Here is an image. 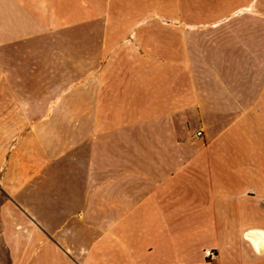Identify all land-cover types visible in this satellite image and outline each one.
Returning a JSON list of instances; mask_svg holds the SVG:
<instances>
[{
	"label": "crops",
	"instance_id": "0c3cea01",
	"mask_svg": "<svg viewBox=\"0 0 264 264\" xmlns=\"http://www.w3.org/2000/svg\"><path fill=\"white\" fill-rule=\"evenodd\" d=\"M217 3L0 0L9 264H264V0ZM98 31L100 69L59 85L42 40Z\"/></svg>",
	"mask_w": 264,
	"mask_h": 264
},
{
	"label": "rangeland",
	"instance_id": "374dc122",
	"mask_svg": "<svg viewBox=\"0 0 264 264\" xmlns=\"http://www.w3.org/2000/svg\"><path fill=\"white\" fill-rule=\"evenodd\" d=\"M179 9L180 1L184 5V0H176ZM165 1L164 3H166ZM214 3V4H213ZM192 15L176 17L161 16L154 17V19L149 18L147 23H171V24H203V23H214L220 16L210 15V7L217 8V0H191ZM183 11V9L181 10ZM259 18H264L260 17ZM78 38H75L74 42L67 33H62L54 38L46 36L42 41L45 45L39 50L44 53L45 58L48 59V64L44 65L48 68L50 73L58 72L63 73L65 78H59L56 82L58 84H64L67 86L72 82H76L75 78L77 75H84L90 70L100 69L101 63L90 62V59H94V55H100L102 51V32H79ZM57 39L61 41L62 46L51 47V40ZM79 45V46H78ZM178 46V45H177ZM9 56V48H0V72L7 71L9 69V64L7 57ZM91 57V58H90ZM94 61V60H93ZM52 80L49 81V86H53ZM44 84V83H43ZM8 251L4 245L0 244V264H9Z\"/></svg>",
	"mask_w": 264,
	"mask_h": 264
},
{
	"label": "built area",
	"instance_id": "2783aa9c",
	"mask_svg": "<svg viewBox=\"0 0 264 264\" xmlns=\"http://www.w3.org/2000/svg\"><path fill=\"white\" fill-rule=\"evenodd\" d=\"M202 134V132H198L197 135L200 136Z\"/></svg>",
	"mask_w": 264,
	"mask_h": 264
}]
</instances>
